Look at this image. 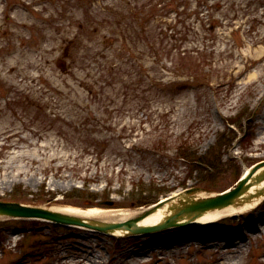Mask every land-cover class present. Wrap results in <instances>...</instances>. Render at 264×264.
<instances>
[{"label":"rangeland","instance_id":"rangeland-1","mask_svg":"<svg viewBox=\"0 0 264 264\" xmlns=\"http://www.w3.org/2000/svg\"><path fill=\"white\" fill-rule=\"evenodd\" d=\"M260 161L264 0H0V201L135 216ZM0 264H264V200L131 236L0 217Z\"/></svg>","mask_w":264,"mask_h":264},{"label":"water","instance_id":"water-1","mask_svg":"<svg viewBox=\"0 0 264 264\" xmlns=\"http://www.w3.org/2000/svg\"><path fill=\"white\" fill-rule=\"evenodd\" d=\"M264 199V161L254 164L234 185L214 194L198 195L191 189L182 194L168 197L141 210L125 220H101L84 215L72 214L59 209L26 205L19 202L0 201V217H30L87 227L112 235L149 234L168 228L197 224L206 212ZM112 205L113 201H105ZM167 205L168 212L153 224H142L148 215Z\"/></svg>","mask_w":264,"mask_h":264},{"label":"bare ground","instance_id":"bare-ground-1","mask_svg":"<svg viewBox=\"0 0 264 264\" xmlns=\"http://www.w3.org/2000/svg\"><path fill=\"white\" fill-rule=\"evenodd\" d=\"M261 200L257 201H252V202H245L242 204L238 205H230L227 207H224L222 209H216L213 211L206 212L203 216H201L197 220V224H202V223H208L212 221H216L220 218H223L227 215L231 214H236V213H242L245 212L249 209H252L254 207H257L259 205V202ZM168 206L164 205L160 207L157 211L154 213L148 215L145 217L141 223L142 224H153L162 219V217L165 216V214L168 212ZM65 212H69L72 214H79V215H84L86 217L90 218H97L101 220H116V221H121L125 220L128 217H131L137 212H128V211H122V212H117L115 210L111 209H103V208H98V207H93V208H80V207H65L60 209Z\"/></svg>","mask_w":264,"mask_h":264},{"label":"trees","instance_id":"trees-1","mask_svg":"<svg viewBox=\"0 0 264 264\" xmlns=\"http://www.w3.org/2000/svg\"><path fill=\"white\" fill-rule=\"evenodd\" d=\"M194 160H196L197 162H199V163H205L206 165H208L209 167H211V169H214V168H216V165L215 164H213L212 162H208L207 161V159H206V157H200V158H198V159H194ZM152 191V190H151ZM153 193V192H152ZM162 194L163 193H166V192H161ZM160 192L158 193H155V195L154 196H152L151 197V195L150 194H147V195H145V197H143V196H140V198H142L141 200V204H150V203H153V202H156L157 201V199H158V195L159 194H161ZM92 199V198H91ZM88 203V202H87ZM89 204V203H88ZM91 204V203H90Z\"/></svg>","mask_w":264,"mask_h":264}]
</instances>
